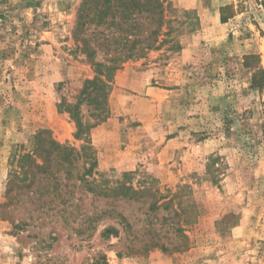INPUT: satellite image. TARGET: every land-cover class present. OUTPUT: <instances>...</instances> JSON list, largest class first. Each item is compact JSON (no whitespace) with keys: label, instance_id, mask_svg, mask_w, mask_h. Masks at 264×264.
<instances>
[{"label":"rangeland","instance_id":"1","mask_svg":"<svg viewBox=\"0 0 264 264\" xmlns=\"http://www.w3.org/2000/svg\"><path fill=\"white\" fill-rule=\"evenodd\" d=\"M82 1L0 0V264H264V89L252 88L264 71V0H166L156 48L137 49L108 94L101 84L86 88L97 76L92 63L129 51L101 45L113 28L77 33ZM146 16L133 39L152 40ZM78 102L79 119L97 123V178L133 172L137 188L179 192L174 224L160 210L150 229L144 198L120 202L138 222L129 242L123 229L102 235L112 220L89 226L83 186L68 204L29 181L7 196L13 157L42 130L77 150L86 144L66 112ZM144 227L158 246H146Z\"/></svg>","mask_w":264,"mask_h":264},{"label":"trees","instance_id":"2","mask_svg":"<svg viewBox=\"0 0 264 264\" xmlns=\"http://www.w3.org/2000/svg\"><path fill=\"white\" fill-rule=\"evenodd\" d=\"M165 3L166 0H83L81 2L78 9L77 33L94 23L97 27L113 28L109 33L104 31L101 34V38L98 39L101 41V45L116 48L121 45L124 50L129 51L128 54L105 60L108 64L93 62L92 66L95 68L97 76L86 82V88L101 84L108 94L112 87L114 74L126 61L137 55V53L134 54L137 49L140 52L141 49L156 48L155 45L159 43L158 38L161 35L160 29L164 23ZM144 13L155 25L150 35V40L152 38L150 42L133 39L143 27L138 19ZM222 20L225 22L228 17L223 15ZM116 32H120V36L116 37ZM87 42L84 40L83 45H88ZM144 44L145 47H143ZM88 55L91 57L92 54ZM252 88L264 89V71L256 74ZM79 107L80 102L71 106L66 112L71 115L76 123V139L82 140L86 144L82 146L81 150H77L69 144L58 142L48 130H42L34 137L30 150L20 152L13 157V169L9 175L7 196L14 190L15 185H18V189H22L25 187V183L29 181L27 187H32L35 184L40 190L49 194L54 193L55 197L58 196L63 204H68L71 199L75 198L77 188L83 186L90 195L91 206L93 207V215L88 219L89 226L95 228L103 221L112 220L113 224L106 227L102 235L119 236L120 229H123L127 233V241L129 242L131 241L130 237L132 240H137L139 237V232L134 229L138 222L136 223L134 220L132 222L130 216L124 215L119 210L120 202L133 204L144 198L143 206L149 205L145 212V222H149L150 229L153 226V219L160 210H170V214L163 216L161 220L166 224L168 222L174 224L179 216V208H174L176 201L180 199L179 192L173 193L168 190L167 194L169 195H164L160 188L154 184L155 180L148 178H146L145 183L148 182L149 186H156V189L152 190L146 186L137 188L131 180L136 174L133 172L125 173L122 179L116 181L97 178L98 161L95 158L91 143V131L97 126V123L85 124L79 119L77 116ZM192 206L191 204L188 205L189 208ZM183 211L186 213V208H183ZM192 219L193 217L190 215L185 216L183 225H190ZM144 228L149 236L151 234L150 242H147L146 246L150 248L158 246L159 242L156 237L159 235L152 234L150 229ZM183 238V246L180 248L185 249L190 244L185 231ZM161 248L163 250L168 249L165 244H162Z\"/></svg>","mask_w":264,"mask_h":264},{"label":"crops","instance_id":"3","mask_svg":"<svg viewBox=\"0 0 264 264\" xmlns=\"http://www.w3.org/2000/svg\"><path fill=\"white\" fill-rule=\"evenodd\" d=\"M144 77L145 76H143V73L141 74V76H140V78H139V80H141V82H139L140 84H144V85H146V83H145V81H144ZM175 143V140H170L169 142H168V145H167V147L165 148V149H170V147L173 145ZM101 162H102V159H101ZM104 162H106V160H103V163Z\"/></svg>","mask_w":264,"mask_h":264}]
</instances>
